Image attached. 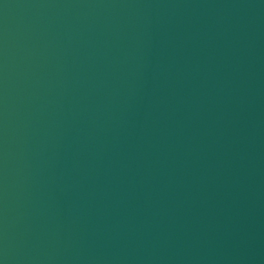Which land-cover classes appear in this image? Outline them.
Segmentation results:
<instances>
[{"label": "water", "instance_id": "95a60500", "mask_svg": "<svg viewBox=\"0 0 264 264\" xmlns=\"http://www.w3.org/2000/svg\"><path fill=\"white\" fill-rule=\"evenodd\" d=\"M0 264H264V0H0Z\"/></svg>", "mask_w": 264, "mask_h": 264}]
</instances>
